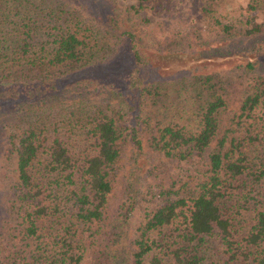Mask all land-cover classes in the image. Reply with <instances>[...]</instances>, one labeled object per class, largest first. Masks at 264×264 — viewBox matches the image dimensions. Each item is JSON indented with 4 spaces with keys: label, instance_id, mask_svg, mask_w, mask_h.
<instances>
[{
    "label": "trees",
    "instance_id": "trees-1",
    "mask_svg": "<svg viewBox=\"0 0 264 264\" xmlns=\"http://www.w3.org/2000/svg\"><path fill=\"white\" fill-rule=\"evenodd\" d=\"M136 1L142 6L152 0ZM262 1L247 4L243 37L249 41L264 35V23L253 14ZM120 13L119 21L112 10L95 22L67 0H0V139L6 125L22 127L10 136L17 154L10 215L21 218V225L0 222V264H89L125 129L115 113L87 107L78 99L86 95L73 92L84 78L115 87L118 94L117 80L133 90L148 74L143 36ZM254 50L214 57L231 59L234 68L248 73L259 71L240 105L246 135L232 137L228 150L226 136L220 137L228 100L214 75H178L180 87L171 91L164 87L167 77L134 86L140 109L143 98H173L166 106L171 118L157 127L151 147L180 160L204 156L209 167L197 191L146 215L131 242V263L127 255L112 254L122 244L113 231L97 245L93 264H145L146 257L150 264H166L168 258L172 264H264V42ZM175 60L167 69L183 67ZM100 65L106 66L103 72Z\"/></svg>",
    "mask_w": 264,
    "mask_h": 264
},
{
    "label": "rangeland",
    "instance_id": "rangeland-1",
    "mask_svg": "<svg viewBox=\"0 0 264 264\" xmlns=\"http://www.w3.org/2000/svg\"><path fill=\"white\" fill-rule=\"evenodd\" d=\"M67 1L80 7L83 13L95 22H100V15L111 16L112 10L116 11L118 21L122 18L120 11L132 18L133 29L143 36L141 53L146 59L145 71L148 72L136 80V86L167 77L169 83L164 84V87L168 86L167 90L171 91L180 87L179 82L175 81L178 75H214L218 87H223L226 91L228 100V106L221 113L220 137L227 138L224 149L231 147L232 137L240 138L246 135L247 126L239 123L240 105L245 91L251 88L259 71L248 73L234 68V61L231 59L217 61L214 57L222 53H240L243 50L255 52L254 46L264 42V35L250 38V41L243 37L244 29L248 27L243 25L247 20L246 9L249 0H152L142 6L136 0ZM263 3L264 1L257 2L260 8L253 13L261 24L264 23ZM101 23L106 26L105 22ZM225 25L228 28H225ZM203 57L211 58L202 60ZM173 60L182 62L183 67L179 69L170 66V69H167ZM100 67V72L106 69V66L102 65L97 68ZM260 71L264 73L262 68ZM110 75L112 78L109 81H113L114 76ZM120 77L126 80L123 75ZM194 79L192 77L187 81ZM89 81L83 78L80 82L83 84L76 86L73 93H84L85 98L78 99H85L84 104L87 107H99L115 113L125 130L120 140L121 156L110 175L113 191L109 197L106 216L95 234L94 243L89 248L88 261L93 264L94 251L99 249L97 245L103 241L104 236L111 235L113 231L121 234L122 244L112 254L127 255L128 260L135 249L131 242L139 237L146 215L177 195L188 196L197 191L198 183L204 178L209 162L204 156L185 160L168 157L151 147L150 141L153 135L157 134V127L171 118V112L166 106L171 105L172 97L164 98L160 102L143 98L140 109L137 92L133 93L135 85L133 90H127L126 81L119 79L116 86L120 88L116 94L115 87L96 85L94 81L89 84ZM129 105L136 108L130 109ZM16 123L6 125L0 139V222H3V226L6 221L21 225V218L16 214L10 215L12 185L17 182V154L10 144V136L17 135L22 130L21 122ZM133 128L138 129L136 131L142 141L140 145L134 138ZM217 144L218 142L212 149ZM168 191H178V194H169ZM122 214L129 217L124 219ZM123 220L126 221L120 226L119 223ZM156 254L165 257L159 251ZM132 257L128 260L129 263L132 262ZM100 261V264H108L102 259ZM145 264H150V257H146ZM166 264H172L169 258Z\"/></svg>",
    "mask_w": 264,
    "mask_h": 264
}]
</instances>
